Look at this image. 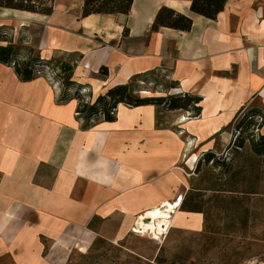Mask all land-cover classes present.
Returning <instances> with one entry per match:
<instances>
[{
    "label": "crops",
    "instance_id": "1",
    "mask_svg": "<svg viewBox=\"0 0 264 264\" xmlns=\"http://www.w3.org/2000/svg\"><path fill=\"white\" fill-rule=\"evenodd\" d=\"M192 1L133 0L128 14L86 17L85 0H54L52 15L0 8L14 44L44 61L74 56L72 81L89 86L93 101L154 74L178 87L144 98H201L198 117L119 104L114 121L87 128L51 75L22 82L0 63V264H70L96 241L123 242L138 217L202 191L207 154L230 161L227 129L239 112L264 110V0H227L216 20L193 13ZM163 8L190 18L191 29L153 30ZM202 218L180 209L173 225L201 229Z\"/></svg>",
    "mask_w": 264,
    "mask_h": 264
},
{
    "label": "rangeland",
    "instance_id": "2",
    "mask_svg": "<svg viewBox=\"0 0 264 264\" xmlns=\"http://www.w3.org/2000/svg\"><path fill=\"white\" fill-rule=\"evenodd\" d=\"M21 34L25 40L27 30ZM18 45L28 47L23 42ZM163 75L155 74L154 79L151 78L150 81L137 82V92L134 96L144 98L155 95V88L159 86L156 84H161L163 88L167 84ZM50 79L53 80L54 76L51 75ZM57 83L59 87H63L61 82ZM83 87L85 88L81 91L82 95L88 97L91 95V98L87 99L93 103L92 89L89 86ZM251 108L239 112L232 126L227 129L235 131L232 132L234 134L232 143L239 136L235 129L236 124L242 120L245 125L251 119L249 117ZM255 122L259 123V118H256ZM260 130L253 129L255 140H258ZM248 134L243 135V138ZM228 157L230 161L226 165L217 166L216 169L203 167L195 185L202 189L215 183L225 190L236 187L241 193L224 195L227 197L229 211L227 215L221 206L210 210L208 205L204 204L203 209L207 211L209 219L206 226L205 216L202 218L201 229H195L198 226L192 225L189 229L180 230L172 225L167 238L162 242L132 233L131 238L116 244L96 241L88 254L73 255L70 264L264 263V156L253 155L249 141H246L242 149H233ZM221 158L224 157H217L216 160H222ZM250 192L253 194H249ZM210 194L207 193L206 196ZM232 198H236L237 201ZM198 200L202 202L206 198L200 197ZM180 209L181 206L174 212L173 222Z\"/></svg>",
    "mask_w": 264,
    "mask_h": 264
},
{
    "label": "trees",
    "instance_id": "3",
    "mask_svg": "<svg viewBox=\"0 0 264 264\" xmlns=\"http://www.w3.org/2000/svg\"><path fill=\"white\" fill-rule=\"evenodd\" d=\"M227 0H193L191 11L195 14L204 16L211 20H216L219 13H221L226 5ZM133 0H85L83 16L92 14H128ZM0 8L25 11L29 13L52 15L54 9V0H0ZM160 27H169L181 31H189L192 27V20L184 15L178 14L173 10L163 8L158 13L153 24V30H158ZM0 30V42H7L6 46L0 45V63L13 67L18 78L22 82H29L39 77H46L49 74L54 76L55 82H61L65 95L62 101L66 102L70 99H77L78 117L86 122V127L100 121L112 122L115 120V111L119 104H125L130 107H139L144 105H164L168 110H183L190 112L192 117H198L201 114V107L199 104L201 98L192 96L190 94L173 95L162 98H140L134 96L137 82H145L139 77H134L129 83L120 85L110 89L106 94L99 96L93 103L88 102L87 98L91 95L84 96L81 91L85 88L82 85L76 84L72 81L73 73L76 67L77 59L74 56H64L51 61H44L40 58L38 52L30 47H22L14 44L11 40L7 39ZM49 71L51 73H49ZM100 73L107 76L108 70L102 68ZM155 75V74H154ZM163 75V74H162ZM166 81V86L163 88L161 84L156 86V92H168L170 89L177 88L176 82H170L168 76L163 75ZM161 87V88H159ZM251 118L243 125L242 120L236 124V132L239 133L236 141L232 143L231 149H242L245 142L249 141L251 151L255 156H264V135H259L258 140H255L253 129H261L264 122V110L261 108H251L249 112ZM259 118L260 122H255ZM252 131V132H251ZM249 133L247 137L243 135ZM214 154H207L205 156L206 164L212 163L214 169L217 166L221 167L226 165L225 161L220 159ZM221 162V163H220ZM210 192L211 194L206 196ZM225 193L238 194L241 193L236 187L229 190L218 187V184L202 189L201 192L191 191L189 196L184 200L181 210L194 213H203L207 220L209 219L207 211H204L203 205L207 204L209 209L220 208L224 212H229L227 209V197ZM203 194V195H200ZM249 194H253L250 192ZM200 197H205L206 200L202 202L198 200ZM235 201L236 198H232ZM208 229V228H207ZM206 229V230H207Z\"/></svg>",
    "mask_w": 264,
    "mask_h": 264
},
{
    "label": "built area",
    "instance_id": "4",
    "mask_svg": "<svg viewBox=\"0 0 264 264\" xmlns=\"http://www.w3.org/2000/svg\"><path fill=\"white\" fill-rule=\"evenodd\" d=\"M182 196L178 197L172 205L174 206V209L168 211L167 207H165V204L159 207V209L163 210V212L167 215L164 217L161 215L160 217L156 219L148 218L147 214L144 216H140L137 218V220L134 223V226L131 229V233L134 235H138L140 237H149L154 241L162 242L164 241L173 225L172 217L176 210H178L182 203ZM142 223L147 227L146 229H143L140 225Z\"/></svg>",
    "mask_w": 264,
    "mask_h": 264
},
{
    "label": "bare ground",
    "instance_id": "5",
    "mask_svg": "<svg viewBox=\"0 0 264 264\" xmlns=\"http://www.w3.org/2000/svg\"><path fill=\"white\" fill-rule=\"evenodd\" d=\"M22 26V25H21ZM55 39V38H54ZM96 90H97V88H96ZM98 91H99V89H98ZM207 99H209V98H207ZM208 102V101H207ZM209 103V102H208ZM207 118V117H206ZM212 128H214V127H212ZM216 128H217V126H216ZM215 128V129H216ZM214 129V130H215ZM213 130V131H214ZM200 135V134H199ZM210 152V151H209ZM202 156V155H201ZM197 159V158H196ZM165 207H167V209H168V211H170V210H172V209H174V206L171 204V203H167V204H165ZM154 209V208H153ZM165 216V215H167V214H165L164 212H163V210H161V209H159V208H157V209H154V210H152V211H149L148 213H147V217L148 218H152V219H156V218H158V217H160V216ZM140 225H141V227L143 228V229H146L147 227L143 224V226H142V223H140Z\"/></svg>",
    "mask_w": 264,
    "mask_h": 264
}]
</instances>
